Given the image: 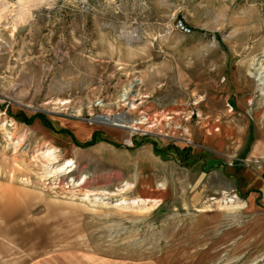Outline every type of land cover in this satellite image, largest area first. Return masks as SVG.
<instances>
[{
  "label": "rangeland",
  "instance_id": "rangeland-1",
  "mask_svg": "<svg viewBox=\"0 0 264 264\" xmlns=\"http://www.w3.org/2000/svg\"><path fill=\"white\" fill-rule=\"evenodd\" d=\"M251 129L254 145L264 0H0V195L20 196L10 220L25 240L43 223L60 247L264 264V209L200 161L247 158Z\"/></svg>",
  "mask_w": 264,
  "mask_h": 264
},
{
  "label": "crops",
  "instance_id": "crops-1",
  "mask_svg": "<svg viewBox=\"0 0 264 264\" xmlns=\"http://www.w3.org/2000/svg\"><path fill=\"white\" fill-rule=\"evenodd\" d=\"M253 139L254 132L251 129L247 149L250 147L252 149L247 157L258 159L264 165V133H261L254 145ZM200 161L204 173L213 171L217 173L221 183H226L230 187L235 186V189L232 188L236 191L234 195H239L243 204L257 205L264 209L263 171L254 167L230 165L229 167L223 159L217 157H200ZM221 168L225 170L227 177H220L217 170ZM3 193L4 195H0V264H158V259L154 256L117 255L94 252L76 246L60 247V244L55 245L51 240L45 242L43 223L37 226L35 232V238L40 237L38 240H25L28 237V229L21 228L23 232L20 229L17 231V228L13 227V220H10L18 210L14 211L16 204L9 202H13V199L19 201L20 196H14L15 192L9 188Z\"/></svg>",
  "mask_w": 264,
  "mask_h": 264
},
{
  "label": "bare ground",
  "instance_id": "bare-ground-1",
  "mask_svg": "<svg viewBox=\"0 0 264 264\" xmlns=\"http://www.w3.org/2000/svg\"><path fill=\"white\" fill-rule=\"evenodd\" d=\"M136 83H130L124 90V92L121 95V99L122 100H126L128 99L129 93L131 91H133L134 87H135ZM100 122L102 123H109V124H115V125H119L125 128H130L131 130H137L139 129L138 127H135V121L131 120L127 115H122V116H111V115H104V116H100L99 117ZM144 122L140 121V123ZM69 164H71V161L68 162ZM85 178L81 177L79 182H82ZM85 197H88V195H85ZM96 199V198H95Z\"/></svg>",
  "mask_w": 264,
  "mask_h": 264
},
{
  "label": "built area",
  "instance_id": "built-area-1",
  "mask_svg": "<svg viewBox=\"0 0 264 264\" xmlns=\"http://www.w3.org/2000/svg\"><path fill=\"white\" fill-rule=\"evenodd\" d=\"M178 27L186 32H190L191 29L182 21H180ZM193 141L191 139H186V145H192ZM230 166H246V167H254L256 170H260L264 172V165L258 159H251L250 157L238 160H231L227 163Z\"/></svg>",
  "mask_w": 264,
  "mask_h": 264
},
{
  "label": "trees",
  "instance_id": "trees-1",
  "mask_svg": "<svg viewBox=\"0 0 264 264\" xmlns=\"http://www.w3.org/2000/svg\"><path fill=\"white\" fill-rule=\"evenodd\" d=\"M189 28H190V27H189ZM190 29H191V28H190ZM191 30H192V29H191ZM33 118H34V117H33ZM33 118H32L31 120H29V121H32ZM98 133H99L98 131L94 132L92 138H91L89 141H87L86 144H89V145H90V144H93L94 142H96L97 139L95 138V136H96ZM146 139H147V138H143V140H139L138 138H136V136L133 137L134 147H136V146H138V145H141ZM152 143L154 144V150H155V152H156L157 154H160V155L164 156V157H167V156L169 155V152H170L171 150H173V148H174V147H171V146L162 147V146L159 145V143H158L157 141H152ZM186 153L188 154V156H187ZM185 154H186V155H185L184 159H186L187 157H189V152H188V151H185Z\"/></svg>",
  "mask_w": 264,
  "mask_h": 264
}]
</instances>
